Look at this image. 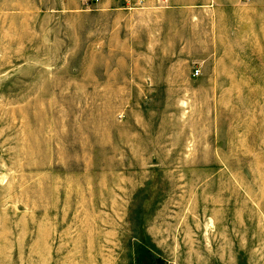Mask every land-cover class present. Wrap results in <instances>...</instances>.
Returning <instances> with one entry per match:
<instances>
[{
    "label": "rangeland",
    "instance_id": "374dc122",
    "mask_svg": "<svg viewBox=\"0 0 264 264\" xmlns=\"http://www.w3.org/2000/svg\"><path fill=\"white\" fill-rule=\"evenodd\" d=\"M227 1L163 40L0 0V264H264V0Z\"/></svg>",
    "mask_w": 264,
    "mask_h": 264
},
{
    "label": "crops",
    "instance_id": "0c3cea01",
    "mask_svg": "<svg viewBox=\"0 0 264 264\" xmlns=\"http://www.w3.org/2000/svg\"><path fill=\"white\" fill-rule=\"evenodd\" d=\"M108 5L114 6L116 1L122 0H106ZM127 3L130 1L133 5H146L150 7H154L156 5L155 0H124ZM225 0H164L163 3L165 5H156V7L152 10H144V11H135L132 16L138 19L139 17H147L151 16L153 19V26L155 27V35L158 29L162 28V32L164 34L167 32V36L163 38V40L170 39L175 34V24H176V16L177 14L182 15L183 13L190 14L188 22L197 21L199 22L200 18L194 15L196 9L203 8V13L212 12L210 10L213 7L227 6L228 3L224 2ZM229 1V0H228ZM227 1V2H228ZM171 32V33H170ZM157 37V36H155ZM166 43H163L165 46ZM168 44V43H167Z\"/></svg>",
    "mask_w": 264,
    "mask_h": 264
},
{
    "label": "built area",
    "instance_id": "2783aa9c",
    "mask_svg": "<svg viewBox=\"0 0 264 264\" xmlns=\"http://www.w3.org/2000/svg\"><path fill=\"white\" fill-rule=\"evenodd\" d=\"M197 73H198V72H197ZM197 73H196V74H197Z\"/></svg>",
    "mask_w": 264,
    "mask_h": 264
}]
</instances>
